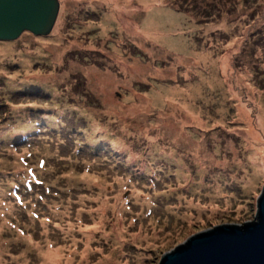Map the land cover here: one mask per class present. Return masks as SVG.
I'll return each mask as SVG.
<instances>
[{"label": "rangeland", "instance_id": "374dc122", "mask_svg": "<svg viewBox=\"0 0 264 264\" xmlns=\"http://www.w3.org/2000/svg\"><path fill=\"white\" fill-rule=\"evenodd\" d=\"M58 1L0 42V264H158L254 221L264 0Z\"/></svg>", "mask_w": 264, "mask_h": 264}, {"label": "water", "instance_id": "95a60500", "mask_svg": "<svg viewBox=\"0 0 264 264\" xmlns=\"http://www.w3.org/2000/svg\"><path fill=\"white\" fill-rule=\"evenodd\" d=\"M60 11L58 0H0V42L23 33L47 37ZM254 221L223 224L189 236L158 264H264V187L255 196Z\"/></svg>", "mask_w": 264, "mask_h": 264}, {"label": "bare ground", "instance_id": "6f19581e", "mask_svg": "<svg viewBox=\"0 0 264 264\" xmlns=\"http://www.w3.org/2000/svg\"><path fill=\"white\" fill-rule=\"evenodd\" d=\"M48 254H49V255H48V257H50V253H48ZM53 254L55 255V253H54V252H53V253H51V255H52V256H54ZM55 256H56V255H55ZM55 256H54V257H55ZM52 258H53V257H52Z\"/></svg>", "mask_w": 264, "mask_h": 264}, {"label": "trees", "instance_id": "16d2710c", "mask_svg": "<svg viewBox=\"0 0 264 264\" xmlns=\"http://www.w3.org/2000/svg\"><path fill=\"white\" fill-rule=\"evenodd\" d=\"M97 152H101V150H98Z\"/></svg>", "mask_w": 264, "mask_h": 264}]
</instances>
